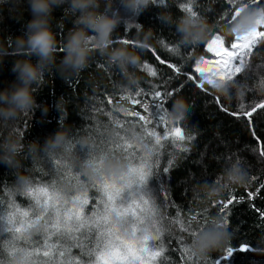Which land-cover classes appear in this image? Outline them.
Wrapping results in <instances>:
<instances>
[{"label": "trees", "instance_id": "trees-1", "mask_svg": "<svg viewBox=\"0 0 264 264\" xmlns=\"http://www.w3.org/2000/svg\"><path fill=\"white\" fill-rule=\"evenodd\" d=\"M189 2L162 0L158 4L156 0H150L146 10L132 16L121 0H99L97 12L109 16L117 13L120 17V23L111 34L108 51L127 47L140 58L139 65L129 66L127 73L110 64L108 56L96 49L91 51L84 69L77 73L63 72L60 65L65 55V41L70 33L83 26L78 23L80 13L71 10L70 0L55 7L49 18V27L56 39L55 60L45 70L42 80L31 85L35 103L14 118L7 121L0 118V181L6 182L15 194V200L26 206L29 199L16 194V190L22 188L21 177L27 178L29 183L57 178L55 173L49 177L42 169L46 158L67 155L63 148L51 152L53 146L58 147L66 140L78 141L85 147L99 144L101 140L118 142L122 145L119 156L131 143L133 148L128 149L129 152L136 151L151 162V175L147 179L156 186L159 207L155 209V227L148 234L155 235L159 230V239L150 243L157 245V251L164 248L155 261H149L147 256L143 260L138 257L135 259L137 264H212L216 258L226 255L230 245L236 246L237 250L221 264H264V187H261L264 185V108L257 107L251 117L246 115L258 103L264 102V39L260 38L244 59V70L236 76L239 86L233 84L225 91L205 83V91L197 86L201 78L195 72L196 62L201 57H210L206 51L210 31L221 36L225 47L230 48L235 41L224 18L226 10L234 9V5L230 0H191V7L203 23L204 39L199 43L184 44L175 24L187 14L181 4L188 5ZM260 2L264 4V0ZM231 14L228 12V18ZM169 16L172 23L160 19ZM31 20L29 0H0V90L13 87L17 82L12 71L17 61L37 63L36 56L29 57L17 46L20 38H26ZM88 35L95 33L88 31ZM145 37L148 46L142 48L139 43H144ZM123 39L134 43L124 44ZM173 45L179 46L178 53L171 51ZM161 59L172 63L173 67L161 64ZM149 68L157 75L152 76ZM153 88L162 92L176 90L174 95L164 99L167 120L160 121L156 131L157 135L167 133L168 136L161 139L159 145L156 144L157 137H149L141 127L144 122H136L138 117L128 115L130 111L147 115L141 105L121 98L139 89ZM109 98L112 103L108 102ZM238 112L239 116L232 114ZM176 128L181 129L184 139L175 135ZM118 133L125 139L120 140ZM57 134H60L59 139ZM11 147L16 148L15 153L10 151ZM73 155L81 173L79 181L65 177L59 182V187L69 196L70 206L72 196L94 193L106 199L103 189L98 191L93 187V181L100 185V173L80 154L74 152ZM5 157L12 162L8 163ZM136 163L139 164V160ZM113 165L120 171L113 173ZM128 167V160L111 154L102 165L110 183H119ZM235 168L244 172L243 183L228 179L229 172ZM210 188L218 191L210 194ZM249 193L254 195L250 197ZM5 199L11 197L5 194ZM213 219L222 221L227 233L222 246L202 258L187 260L185 257L181 261L185 254L175 250L179 248L177 237L183 235L186 242L191 243V236L182 232L181 226L199 230L205 222L206 227H210ZM39 228L37 225L30 229L33 239L37 238ZM144 235V232H138L136 239ZM71 242L74 244L75 240ZM243 242L251 250L239 251ZM65 247L66 244L61 251H65ZM72 251L75 255L68 251L63 257L54 253L57 264H79L76 257L81 249ZM39 258L47 259L42 253ZM15 259L19 264L22 254ZM92 260L94 264L100 262L95 254Z\"/></svg>", "mask_w": 264, "mask_h": 264}, {"label": "snow or ice", "instance_id": "snow-or-ice-1", "mask_svg": "<svg viewBox=\"0 0 264 264\" xmlns=\"http://www.w3.org/2000/svg\"><path fill=\"white\" fill-rule=\"evenodd\" d=\"M156 2L159 4L162 0H156ZM230 3L234 5V9H228L225 12L226 27L230 28L242 11H256L260 14L259 18L251 31L235 37L236 42H232L230 45L232 50L224 46L220 35L210 31L206 51L219 58L218 63L222 70L205 75L200 64L211 63V61L201 57L195 67V72L199 73L202 78L197 81V86L201 89H204V84L207 83L213 88H223L227 91L233 84H237L236 76L244 70L246 54L233 50L248 49L250 53L252 45L258 42V38L264 39V31H258V27L264 26V4L260 0H230ZM181 8L187 14L199 18L198 13L191 7V0L188 5L181 4ZM228 12H232L230 18H228ZM136 26L140 27V25ZM241 41L244 43H240ZM121 42L124 44L134 43L128 39H123ZM171 51L178 53L179 46H171ZM160 63H167L168 67H173L172 63L162 59ZM148 70L152 76L157 75L154 69L149 68ZM237 86L239 85L237 84ZM204 90L207 91V89ZM175 91L162 92L156 88L139 89L134 93H128L126 97L123 95L121 97L129 99L132 104L141 105L147 115L140 111H130L128 115L138 117L136 122H144L141 127L149 137L154 135L157 137L156 144L158 145L161 139L168 136L167 133L157 135L156 131V125L162 120H167L164 99L166 96L174 95ZM141 96L145 98L137 99ZM148 97L151 99L149 100ZM108 102L112 103L111 98ZM217 102L219 103V98H217ZM221 107L223 106L221 105ZM257 107L264 108V102L258 103L246 115L251 117ZM232 114L240 115L239 112ZM136 122L128 121V123ZM148 125L153 127L149 128ZM117 135L120 140L125 139L123 134L118 133ZM175 135L181 140L184 139L179 128L175 129ZM60 148L64 149L66 156L46 158L42 165L46 175L52 177L55 173L57 178L37 180L32 183L22 182V188L16 190V194L29 199L28 205L25 206L17 202L15 194L8 188L6 182L0 181V264H17L15 257L18 254H22L19 264H57L54 253H58L61 257L65 255V251L75 255L72 251L74 248L81 249L80 254L76 257L79 264H94L92 260L94 254L96 260H104L105 264H108V261L105 260L106 256L111 259L112 264H123V261L134 253H138L142 260L145 256L149 261H155L157 257H160L164 248L161 247L157 251L155 250L157 245L150 243L159 239V230L155 235L148 234L150 229L155 227V209L159 207L156 186L147 179L151 175V162L139 156L136 151L129 152L128 149L133 148L131 143L123 148V153L119 156L118 152L122 149V145L118 142L113 144L101 140L99 144L85 147L79 145L78 141L66 140L58 147L53 146L50 151L58 152ZM74 152L80 154L87 164L93 166L94 170L100 173V185L97 186L93 181V187H97L98 191L103 189L106 199L103 196L98 197L94 193L72 196L70 206L69 196L64 189L59 187V182L65 177L79 181L81 173L75 161ZM98 152L99 156H97ZM109 154L129 161V167L126 173L120 176L119 183H110L103 173L102 165ZM137 160H139V164L136 163ZM167 170L165 169V171ZM5 194L11 199L6 200ZM252 195L254 194L249 193L250 197ZM228 203H231V200ZM89 205L91 206L89 207ZM148 205L151 207H147ZM224 207L227 208V204ZM221 211L223 212L224 209ZM41 221H43L42 224ZM37 225H40L37 230L38 236L33 239L30 229ZM206 226L207 222L197 230L182 225L181 231L188 233L192 241L194 234ZM138 232H144L145 235L139 243H136ZM129 235L133 240L126 243ZM73 240H75L74 244L71 242ZM65 244V251H61V247ZM177 244L179 248L175 250H182L185 254L181 256V261H184L185 257L187 260H191L193 257L188 255L190 243L186 242L185 236H178ZM236 250V246H228L226 255L216 258L212 264H221L222 261L228 260ZM239 250L251 249L246 242H243ZM41 253L47 259H40Z\"/></svg>", "mask_w": 264, "mask_h": 264}, {"label": "clouds", "instance_id": "clouds-1", "mask_svg": "<svg viewBox=\"0 0 264 264\" xmlns=\"http://www.w3.org/2000/svg\"><path fill=\"white\" fill-rule=\"evenodd\" d=\"M66 0H29L32 20L27 26L25 37L18 40V48L26 55L36 56L37 63L30 60H19L12 68L16 75V83L13 87L0 90V118L5 121L14 118L18 112L31 109L35 103L31 94V85L41 81L45 70L54 63L56 52V39L49 27V18L55 7L64 4ZM122 6L130 12L140 13L147 9L150 0H121ZM70 7L73 12H79L78 23L83 27L70 33L64 44V57L60 68L66 73H77L87 66L89 55L93 49L99 50L102 55L108 56L110 64H114L127 73L129 66L135 67L140 63L139 56L130 51L127 47H120L109 50L111 45V34L120 23L117 13L109 16L97 12L99 0H70ZM110 7V5H109ZM256 11H242L235 22L228 29L230 34L243 35L256 26L259 18ZM166 23H172L169 17H160ZM176 31L181 36L184 44L199 43L204 39V28L201 20L186 14L175 24ZM143 27L142 25L140 26ZM88 31L95 33L89 36ZM147 37L144 43L139 46L147 47ZM60 138V134H57ZM10 151L15 153L16 148L11 147ZM8 163L11 159L5 157ZM113 173L120 171L119 167H111ZM228 179L233 183H243L245 174L240 168H235L228 174ZM23 183L27 178L21 177ZM218 189L210 188L209 193L214 194ZM211 226L194 234V238L188 246L189 255L194 258H202L211 251L222 246L227 239V233L222 221L213 219Z\"/></svg>", "mask_w": 264, "mask_h": 264}, {"label": "rangeland", "instance_id": "rangeland-1", "mask_svg": "<svg viewBox=\"0 0 264 264\" xmlns=\"http://www.w3.org/2000/svg\"><path fill=\"white\" fill-rule=\"evenodd\" d=\"M132 16H133V12H131ZM128 15V12L127 14ZM258 31H264V26H260L258 27ZM236 37V35H235ZM260 38H258L259 40ZM236 42V41H234ZM240 43H244L243 41H241ZM253 46V45H252ZM229 50H232L231 47L229 48ZM233 51H240L242 53H245L246 55L244 56V59L246 58L247 54L249 53L248 52V49H238V50H233ZM208 54L210 55V57L206 60H209L211 61V63H202L200 64V67L203 69L205 75H211V73L213 72H216L217 70H222L221 69V66L219 65L218 63V60L219 58L215 55H213V53H210L208 52ZM196 67V66H195ZM199 77L201 78L200 74L198 73ZM202 79V78H201ZM115 223V221H114ZM143 236H139L137 239H136V243L140 240H142ZM132 242V238H131V235H129L126 239V243H130ZM139 257V254L138 253H134L133 255H131L127 260H124L123 261V264H137L135 259ZM105 260L108 261V264H112L111 262V259L109 257H105ZM99 264H105V261L104 260H100Z\"/></svg>", "mask_w": 264, "mask_h": 264}, {"label": "water", "instance_id": "water-1", "mask_svg": "<svg viewBox=\"0 0 264 264\" xmlns=\"http://www.w3.org/2000/svg\"><path fill=\"white\" fill-rule=\"evenodd\" d=\"M240 251V250H239ZM246 251V250H245ZM241 252H244V251H241Z\"/></svg>", "mask_w": 264, "mask_h": 264}]
</instances>
